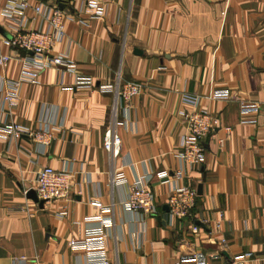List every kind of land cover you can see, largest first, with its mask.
Returning <instances> with one entry per match:
<instances>
[{"label":"crops","instance_id":"obj_1","mask_svg":"<svg viewBox=\"0 0 264 264\" xmlns=\"http://www.w3.org/2000/svg\"><path fill=\"white\" fill-rule=\"evenodd\" d=\"M7 3L0 0V28L7 33L0 30V54L23 57L27 53L9 42L15 21L4 13ZM68 4L67 37L53 53L72 64L52 65L25 82L14 110H1L0 92L2 121L29 130L44 117L54 122L45 148L30 136L0 138V264L16 258L24 259L21 264H87L69 242L99 226L94 218L101 210L90 203L95 198L112 209L106 251L115 264H264V0H100L102 16L87 0ZM26 15V29L47 28L42 15L32 9ZM21 71L14 59L0 67V76L16 80ZM79 77L92 84L77 85ZM119 79L144 88L127 113L126 103L120 107L122 146L114 157L104 134L116 94L106 86ZM216 90L231 97H211ZM186 95L200 96L198 105ZM194 109L207 110L218 124L203 140L204 162L192 168L178 152L183 113ZM45 166L74 176L69 198L40 206L26 191ZM181 168L180 179L164 183L159 176ZM118 169L130 181L149 179L154 213L124 205L128 185L111 183ZM175 185L197 188L191 217L170 215Z\"/></svg>","mask_w":264,"mask_h":264},{"label":"built area","instance_id":"obj_2","mask_svg":"<svg viewBox=\"0 0 264 264\" xmlns=\"http://www.w3.org/2000/svg\"><path fill=\"white\" fill-rule=\"evenodd\" d=\"M100 0H87V2L97 8V15H103V9L99 6ZM32 9L42 15L47 21L45 29H26L25 22L27 11ZM5 15L15 21L12 27L15 29L14 35L9 42L13 47L24 50L27 54L19 56L17 54H0V67H7L14 60L19 59L22 62L21 75L16 80H8L0 76V92L4 93L2 111L14 110L18 107L21 99V89L25 82L35 80L43 70L52 65H71L69 59L55 57L53 50L57 44L62 43L66 37V20L68 13L66 9H61L58 4L38 2L33 4L31 0H8L4 11ZM16 14L20 15L19 20H14ZM77 85H91L89 78L79 77ZM107 89L115 90V104L112 115L113 120L109 124L104 134V147L114 157L121 151L122 139L117 132L116 122L122 103H126L125 111L129 110V103L133 97L140 94L144 88L143 83L138 81L118 80L115 87L106 86ZM213 98L229 99L230 93L225 90H216L211 94ZM185 100L197 106L200 101L198 95H186ZM243 108L249 105L241 101ZM184 121L186 123V132L183 134L178 152L179 159L194 168L202 164L205 160V147L203 140L214 131L218 124V119L207 110L194 109L184 111ZM54 122L47 117L40 119V125L35 130H29L20 124L11 121H2L0 119V138L7 141H14L30 136L35 143L41 147L48 146L54 138ZM227 133L231 132V127H226ZM185 175L183 169H178L173 176L169 171L159 173L164 183L172 181V177L180 179ZM74 173L70 169H56L51 166L43 167L37 174L35 184L32 187L39 200L46 202L66 199L70 197ZM149 179L145 175H138L130 181L123 169L114 171L111 183L113 185H128L129 191L124 205L131 211H141L146 214L154 213L156 202L154 193L148 185ZM28 191V190H27ZM26 191V192H27ZM198 190L192 186H174L171 195L168 198V207L172 217H191L196 201ZM91 205L99 208L101 213L94 219L99 221V226L87 231L84 238L72 239L69 242L71 249L81 251L85 254L87 264H115L106 251V227L114 223L112 209L105 206L100 199L95 198L90 201ZM223 216V213H221ZM220 227V223H217ZM194 231L199 230V226L194 225ZM224 243L225 240L223 239ZM197 261V255L191 257ZM23 258H16L14 264H21ZM176 264H182V261Z\"/></svg>","mask_w":264,"mask_h":264},{"label":"water","instance_id":"obj_3","mask_svg":"<svg viewBox=\"0 0 264 264\" xmlns=\"http://www.w3.org/2000/svg\"><path fill=\"white\" fill-rule=\"evenodd\" d=\"M69 1H70V0H58V5H59V7H60L61 9H65L66 7H69V9H71V11H73V8H72L71 6H69V4H68ZM0 30H1L3 33L7 34L2 28H0ZM199 192H200V191H199ZM27 196H28L29 198L33 199L35 202L39 203L40 206H43L44 203H45V201H43V200H39L38 195H37L36 191H35L33 188H31V189H29V190L27 191Z\"/></svg>","mask_w":264,"mask_h":264}]
</instances>
